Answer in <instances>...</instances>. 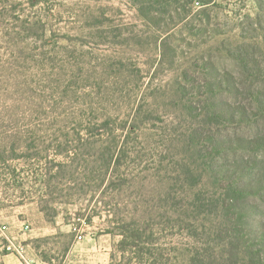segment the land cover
Listing matches in <instances>:
<instances>
[{"label":"rangeland","instance_id":"1","mask_svg":"<svg viewBox=\"0 0 264 264\" xmlns=\"http://www.w3.org/2000/svg\"><path fill=\"white\" fill-rule=\"evenodd\" d=\"M251 94L264 0H0V243L28 225L45 264L95 244L99 264H264V118L217 110L264 114Z\"/></svg>","mask_w":264,"mask_h":264},{"label":"trees","instance_id":"2","mask_svg":"<svg viewBox=\"0 0 264 264\" xmlns=\"http://www.w3.org/2000/svg\"><path fill=\"white\" fill-rule=\"evenodd\" d=\"M250 100H252L254 102V100L256 99L257 103L260 105V111L264 112V100H261L260 98H258L257 96H254V95H250ZM218 109L217 110H220L218 112V114L220 116H222L223 118L226 119V121H230V120H234L233 117H235V115L239 116L240 117V121H243L242 123H256L257 122V119L258 118H264V114L263 113H255V111L250 107H245V106H239V107H236L234 108V110L231 109V106L230 105H224V104H221L217 107ZM236 109V110H235ZM251 115H253L251 117ZM255 118V119H254ZM251 119V120H250ZM241 149L244 150V151H247V152H256V147L253 146V141L251 139H247L245 140V143L243 142L242 145H241ZM108 163V162H107ZM109 164V163H108ZM246 168H248V163L247 161L245 162L244 161V164L241 165V166H238L237 168V173L239 175V179L237 181H239V185H241L242 188H240L244 193L245 195L248 194V195H260V191L258 189H260V185L262 186V182L259 181L257 183H254V186H250L252 183H246L244 182L242 179H245L243 178L244 176L242 175L243 172L246 171ZM226 171L231 172L232 170L230 168H226ZM255 187H257L258 189H256ZM249 188V189H247ZM247 191V192H245ZM120 235L123 237V240L120 242L119 246H120V249L123 253H127V252H130L132 254H135L137 255V253H140L142 252V258L143 257H147V259H149L150 257L152 258L153 257V253L151 252L152 250L149 249V248H141L140 244L137 243V241L139 239L142 238L141 234L140 233H137V232H132L131 230H129L128 228L126 227H123L122 229L120 228V231H119ZM141 237V238H140ZM258 261L261 262L264 258V251H263V254L260 255V252L256 253L255 254ZM0 264H4V263H0Z\"/></svg>","mask_w":264,"mask_h":264},{"label":"crops","instance_id":"3","mask_svg":"<svg viewBox=\"0 0 264 264\" xmlns=\"http://www.w3.org/2000/svg\"><path fill=\"white\" fill-rule=\"evenodd\" d=\"M28 227V232H25L23 234H17V233H13V231H10L9 234L10 236L8 237L10 243L12 244H16V245H23L26 249V257L31 260V261H34L36 263H46L42 256L40 255L39 251H37L36 248H34L32 246V244L29 242L32 241V240H35L37 239L39 236L38 234H32V229L29 228V226L27 225ZM24 228H22L21 230H23ZM1 232L6 234V230L4 229H1ZM6 239L3 238V242H5ZM20 241V242H19ZM24 241H28V244L24 245L22 244V242ZM82 241V240H81ZM81 241H79L78 243H80ZM2 242V243H3ZM2 243H0V263H4V264H22V260L21 258L14 252H11L9 250H6V246L8 245H3L2 246ZM5 250V251H4ZM78 253V256L79 257H84V256H88V253H91L89 254V260L88 261H79V263L81 264H99V259H98V247H97V244L94 245V247H91L90 249L86 250L85 248H81L80 251H78L77 249L74 250V249H70V251H68V257H67V260L65 261V264H76V262H74L72 260V258H74L76 255H74V253ZM95 252V253H93ZM48 264V263H47Z\"/></svg>","mask_w":264,"mask_h":264},{"label":"built area","instance_id":"4","mask_svg":"<svg viewBox=\"0 0 264 264\" xmlns=\"http://www.w3.org/2000/svg\"><path fill=\"white\" fill-rule=\"evenodd\" d=\"M82 239L83 237L79 236V240H82ZM7 250L16 253L21 258L22 264H45V263H36L34 261L29 260L26 257V249L23 245H16V244L9 243V245L7 246Z\"/></svg>","mask_w":264,"mask_h":264}]
</instances>
